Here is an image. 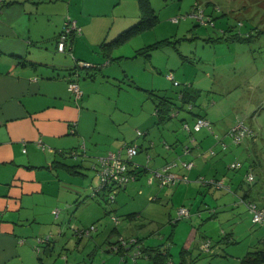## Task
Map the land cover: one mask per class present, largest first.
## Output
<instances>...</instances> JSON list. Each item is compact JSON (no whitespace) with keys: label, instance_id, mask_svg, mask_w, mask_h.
<instances>
[{"label":"crops","instance_id":"crops-1","mask_svg":"<svg viewBox=\"0 0 264 264\" xmlns=\"http://www.w3.org/2000/svg\"><path fill=\"white\" fill-rule=\"evenodd\" d=\"M6 1L0 9V264L30 262L29 258L34 256L35 246L39 243L38 236L45 234L50 227L56 232L60 227L56 221L62 209L68 210L72 205H78L89 197L91 188L98 185L96 173L89 186L83 182L88 173L82 169L87 168L89 159L71 158L81 152V143L90 158L117 150L125 156L126 144L138 145L139 151L135 155L138 158L132 157L131 167L136 166L137 171H143L127 185L133 183L136 187L138 177L146 174L145 185L149 187L148 199L151 200L157 198L151 196V185L158 182L155 179L148 182L150 168L159 169L174 159L193 161L190 169L180 165L173 168L179 177L169 184L174 186V193L181 190L182 194H187L193 190V185H197L195 182H201L203 178H221L209 175L210 169L206 166L203 167L207 172L205 177H197L198 173L193 176L195 158L197 160L206 153L198 149L191 131L178 133L168 127L171 116L163 119V115L156 114L154 109L155 128L162 127L166 131L159 134L154 130L147 114L142 120L145 134H134L125 114L127 111L116 106L109 107L108 96L104 97L99 91L119 72V66L115 64L142 58L138 56L140 52L143 54L147 51L148 54H143L146 58H142L140 71L131 73L121 68V72L131 81L145 74L151 75L153 83L147 92L156 102L155 94L166 86L162 81L168 78L167 73L163 79L158 76L150 56L154 49L173 44L169 40L167 44L153 45L178 32L172 18L170 32L173 33L168 37L155 35L152 36L155 41H150L149 31L156 29L159 23L156 16L152 26L141 30L131 29L125 38L115 41L120 34L141 21L142 10L138 0ZM67 18L75 20L81 33L67 35L66 50L61 52L57 49V42ZM82 62L87 66L81 65ZM208 76L209 73H206L200 81H209ZM98 77H101L100 82ZM70 79L76 80L81 90L77 100L68 90ZM92 87L98 89L93 90ZM189 91L193 95V91ZM178 112L172 116L175 117ZM197 116L199 114L191 113L190 120H182L193 123ZM171 125L175 126L173 123ZM208 131L213 135L215 144L218 143L217 139L222 140L215 137L212 129ZM178 134L183 138H173ZM186 137H190V142ZM183 175L187 177L186 180L181 179ZM235 180L236 176L229 179L231 183ZM235 189L238 190L236 185ZM192 208L193 205L187 208L190 215L202 216L200 209L192 211ZM179 219L176 217L171 221L175 223ZM121 233L115 227L106 234V243H111L114 240L112 237L117 239ZM85 239L88 242L91 238H77L73 243L74 248L79 250ZM49 240L47 247L50 246ZM146 247L169 253L158 246ZM51 252L46 250L45 254L49 257Z\"/></svg>","mask_w":264,"mask_h":264},{"label":"rangeland","instance_id":"rangeland-1","mask_svg":"<svg viewBox=\"0 0 264 264\" xmlns=\"http://www.w3.org/2000/svg\"><path fill=\"white\" fill-rule=\"evenodd\" d=\"M151 6L159 23L156 29L149 31L150 41H155L152 37L155 35L168 37L172 34L171 18H179L174 24L178 32L168 37L173 44L150 52L158 76L163 79L166 73H172L174 80L179 82L174 85L172 80L164 79L162 82L166 86L157 92L168 97L173 109L179 111L167 121L170 123L168 127L183 133L186 130L182 123L186 120L182 118L190 120L191 113L208 118L211 129L222 138L227 149L223 151L220 144H215L208 129L193 131V123L188 120L198 149L206 153L197 160L195 158L193 176L198 173L197 177H205L207 172L203 167L206 166L210 169L209 175L225 178L230 191L199 181L195 182L197 185H193V190L182 194L181 190L174 193L173 185L160 187L154 183L151 196L157 198L151 200L148 199L149 187L145 185L146 174L138 177L136 187L130 183L126 189H119L111 203L106 196L91 197L89 191V197L78 205L62 209L56 221L60 226L56 232L50 227L45 234L38 236V251L34 249V256L28 257L30 262L26 264H117L120 255L106 249L120 236L126 239L137 237L144 240L145 246L168 250L174 264H240L248 251L264 247V226L252 222L250 211L240 200V196L248 192V198L258 204L264 202V0H151ZM198 11L203 12L205 23L195 16ZM146 52L143 54H148ZM143 54L140 52L138 56L144 59ZM142 58L115 64L119 66V72L99 89L104 97L108 96L109 107L127 111L125 114L134 134L137 131L145 134L142 120L147 114L152 128L156 129L153 114L158 99L153 102L147 92L153 83L152 76L145 74L131 81L121 72V68L131 73L140 71ZM206 73H209V81L201 82ZM100 79L98 77L99 82ZM188 83L191 84L189 90L193 91L190 98L193 107L189 110V102H182L178 97V91ZM239 118L252 133L234 144L227 132ZM156 130L161 134L165 129ZM175 137L183 138L181 134L173 135ZM187 139L190 142V137ZM81 148V152L71 158L89 159L87 168L82 169L88 173L83 182L89 186L95 173L92 162L101 155L90 158L83 143ZM209 148L216 152L213 158L208 157L211 156ZM233 161L239 164V168L228 167ZM249 167L256 177L254 183H248L245 178ZM234 176L236 180L231 183L229 179ZM181 205L186 208L193 205L192 211L200 209L202 216L191 213L190 217L172 223L171 219L177 217ZM111 215L117 217L118 224L110 218ZM91 224H95L98 232L94 231L89 237L91 241L85 239L81 242L82 247L76 250L73 243L77 237L72 234L71 226L88 227ZM115 227L121 230V235L106 243V234ZM49 235L50 246L47 247L49 242H40L39 239ZM203 239L210 241L208 250L199 247ZM46 250L52 251L49 257ZM140 263L153 264L144 259ZM124 264H131V261L127 259Z\"/></svg>","mask_w":264,"mask_h":264},{"label":"built area","instance_id":"built-area-1","mask_svg":"<svg viewBox=\"0 0 264 264\" xmlns=\"http://www.w3.org/2000/svg\"><path fill=\"white\" fill-rule=\"evenodd\" d=\"M4 5V0H0V9ZM200 21L205 23L206 20L202 19L203 12L198 11L195 15ZM210 20L209 18L207 19ZM172 21L177 22L179 21L178 17H173ZM80 28L77 26L75 20L71 18H67L64 22L63 29L60 33L58 42H57V49L61 52L66 50L65 42L67 35L69 34H80ZM81 65L87 66V63L82 62ZM168 79L173 81L174 85H179L178 81L174 80V77L171 73L166 75ZM68 90L74 97V100H77L81 96V90L79 88L78 83L74 79H70L68 81ZM191 108V104L188 106ZM177 112V111H176ZM176 112L174 114H176ZM182 126L185 130L191 131V128L188 122L184 121ZM208 128L211 129L210 121L203 117L198 116L194 120L192 124L193 131H198L201 128ZM73 132V129H72ZM252 131L246 126L243 120L238 119L234 123V125L229 129L228 134L231 136L232 142L237 144L240 142L241 139L246 137L247 135L251 134ZM140 131H137V135H142ZM217 138V135H215ZM218 143L220 144L221 149L225 150L227 145L220 139H217ZM125 156H122L120 150L117 151H108L105 155L97 157L95 163L92 165L96 175L99 178V183L95 187L91 188L90 196L97 197V196H106L107 201L109 203L115 200L116 193L119 189H124L125 186L129 181H132L136 178V166L131 167V159L135 156L138 151L139 147L136 144H126L125 146ZM187 151V150H186ZM209 155L213 156L216 154L213 148H209L208 150ZM75 155L74 152H72ZM149 158V156H147ZM177 165L182 166L183 168L190 169L193 166V161L191 160H180L177 159L171 160L161 166L159 169L150 168L151 175L148 179V182H152L155 179L160 186L169 185L174 183L179 177L176 173H174L173 168ZM231 169L239 168V164L237 162H232L228 166ZM246 180L248 183H254L256 180L255 175L253 174L251 169H248L246 172ZM181 179L186 180L187 177L183 175ZM202 183L206 185H213L216 188L225 189L230 191V184L226 183L225 178H211V179H202ZM240 200L245 202L247 209L251 213V220L255 224H260L264 226V202L258 204L254 200L240 196ZM190 213L189 210L185 206H180L177 209V218H187L189 217ZM110 218L114 221L115 224L118 223V219L115 215H111ZM72 234L77 238H85L90 237L91 234L96 231L95 224H91L88 227H72L71 226ZM50 239V235L47 236L45 239H40V241H48ZM200 248L203 250H208L210 247V241L207 239H203L200 242ZM144 242L137 237H130L124 238L119 237L117 241L111 244L109 250L120 255V260L117 264H124V262L129 259L131 264H142L140 260H150L149 253L144 250ZM36 250L38 251V246H36ZM165 264H174L171 257L167 259Z\"/></svg>","mask_w":264,"mask_h":264},{"label":"trees","instance_id":"trees-1","mask_svg":"<svg viewBox=\"0 0 264 264\" xmlns=\"http://www.w3.org/2000/svg\"><path fill=\"white\" fill-rule=\"evenodd\" d=\"M138 2L140 4V8L142 10L141 21L139 23L135 24L132 28H130V29L124 31L122 34H120V36L115 41H118V40L125 38L127 36V33H128L127 31H129L131 29L132 30H135V29L141 30V29H144L146 27H150L155 23L156 16L153 13L151 1L150 0H138ZM5 3H7L6 0H4V4ZM167 43H169L168 38L161 40V41H158L153 45L157 46L160 44H167ZM188 86H189V84H183L182 88L178 91V93H179L178 97L180 99H182V102L187 101V102H189V104H191L190 98L193 97V95L190 94ZM155 95L158 99V102H156L155 113L160 114V116L163 115L162 116L163 119H165L166 117L168 118V117L172 116L175 113V110L173 109V103L168 99V97H166L164 95H158V94H155ZM191 106L193 107V104H191ZM175 107L178 108V106H175ZM191 108L188 107V110ZM199 116H202V115H199ZM141 171H143V169H140L139 171L136 170L135 171L136 176H137V174L139 175V172H141ZM242 196L247 197L248 193L246 192ZM144 250L149 253L150 260L153 264H165L167 259L170 257V254L167 251L162 252L157 248H155V249L151 248L149 250L145 246ZM240 264H264V247H259V248L257 247L254 250L248 251L245 254V256L241 259Z\"/></svg>","mask_w":264,"mask_h":264},{"label":"bare ground","instance_id":"bare-ground-1","mask_svg":"<svg viewBox=\"0 0 264 264\" xmlns=\"http://www.w3.org/2000/svg\"><path fill=\"white\" fill-rule=\"evenodd\" d=\"M250 129V128H249ZM251 130V129H250Z\"/></svg>","mask_w":264,"mask_h":264}]
</instances>
